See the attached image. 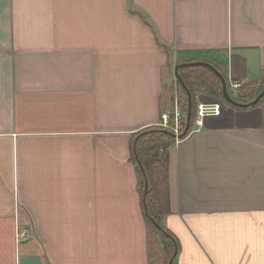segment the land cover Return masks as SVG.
<instances>
[{
	"label": "crops",
	"instance_id": "1",
	"mask_svg": "<svg viewBox=\"0 0 264 264\" xmlns=\"http://www.w3.org/2000/svg\"><path fill=\"white\" fill-rule=\"evenodd\" d=\"M191 61L264 88V0H0V264H150L131 142ZM169 188L176 264H264V101L172 144Z\"/></svg>",
	"mask_w": 264,
	"mask_h": 264
},
{
	"label": "trees",
	"instance_id": "2",
	"mask_svg": "<svg viewBox=\"0 0 264 264\" xmlns=\"http://www.w3.org/2000/svg\"><path fill=\"white\" fill-rule=\"evenodd\" d=\"M213 65L222 72L226 78L227 87L229 88L231 83L226 73L219 66ZM179 73L191 92L193 100L191 125L187 133L184 134L189 112V96L187 90L184 89L181 82L177 79L176 88L175 86H165L164 91L166 99L171 97L170 103L172 104H174L177 96L178 108L184 116L180 124L179 135L181 136L176 137L173 131L158 124L138 131L134 134L131 142V159L139 177L142 209L148 229L150 264H164V261L165 264H169L176 249V244L178 245L174 234L167 229L168 234L164 233L155 222H158L163 227L161 223L162 215L171 212L169 148L178 139H184L194 130L198 95H208L236 109L248 108L233 105L225 98L221 78L211 68L203 65H185L179 69ZM262 88L255 82L243 83L236 89V94H232V97L237 102L248 103L256 98ZM263 101L264 97L254 106L259 105ZM170 123L171 125L175 124L173 114ZM165 130H169L172 133L166 132ZM146 181L148 183L147 192ZM173 264H176V261Z\"/></svg>",
	"mask_w": 264,
	"mask_h": 264
},
{
	"label": "water",
	"instance_id": "3",
	"mask_svg": "<svg viewBox=\"0 0 264 264\" xmlns=\"http://www.w3.org/2000/svg\"><path fill=\"white\" fill-rule=\"evenodd\" d=\"M185 65H188V66H196V65H203V66H207L209 68H211L220 78H221V81H222V86H223V93H224V96L225 98L233 105H236V106H240V107H251V106H254L256 105L261 99L262 97H264V88L259 92V94L256 96V98L254 100H252L251 102H248V103H240V102H237L232 96L231 94L229 93L228 91V87H227V81H226V78L224 77V75L222 74V72H220V70H218V68L216 66H214L212 63L210 62H205V61H192V62H183V63H178L176 66H175V75H176V78L181 82L182 86L184 87V89L187 90L188 92V98H189V112H188V115H187V126H186V129L184 131V134L187 133V131L189 130L190 128V125H191V118H192V106H193V100H192V95H191V92L189 91V89L187 88V85L186 83L184 82V80L182 79L180 73H179V69L182 67V66H185ZM166 132H169V133H172L170 132L169 130H165ZM174 134V133H173ZM176 137H180L181 135H176L174 134ZM148 190V183L146 181V192ZM156 225L164 232V233H167V230L162 227L158 222H155ZM178 254V245L176 244V249L174 251V254L173 256L171 257L170 261H169V264H173L175 259H176V256Z\"/></svg>",
	"mask_w": 264,
	"mask_h": 264
},
{
	"label": "built area",
	"instance_id": "4",
	"mask_svg": "<svg viewBox=\"0 0 264 264\" xmlns=\"http://www.w3.org/2000/svg\"><path fill=\"white\" fill-rule=\"evenodd\" d=\"M234 86L236 88L241 86V83H235ZM224 109V104L219 101H214L211 103H200L197 107V113L195 118V127L200 128L204 126L205 118L207 116H219ZM175 124L171 125L170 120L172 117L171 113H164L162 115V120L159 123V125L163 126L164 128L170 129L173 131L176 135L180 134V124L183 121V114L176 106L175 113L173 114ZM18 241L27 239L30 234L27 229H20L18 230Z\"/></svg>",
	"mask_w": 264,
	"mask_h": 264
},
{
	"label": "rangeland",
	"instance_id": "5",
	"mask_svg": "<svg viewBox=\"0 0 264 264\" xmlns=\"http://www.w3.org/2000/svg\"><path fill=\"white\" fill-rule=\"evenodd\" d=\"M236 83V82H235ZM235 83H233V84H231V86H230V89H228V91H229V93L231 94V96H232V93L233 94H236V87L234 86V84ZM217 101V100H216ZM211 103V102H210ZM178 106V105H177ZM176 109V108H175ZM175 109H174V111L171 113V114H174L175 113ZM194 125H195V123H194ZM29 232V231H28ZM17 234H18V232H17ZM17 240H19L18 239V235H17ZM164 264H165V261H164Z\"/></svg>",
	"mask_w": 264,
	"mask_h": 264
}]
</instances>
